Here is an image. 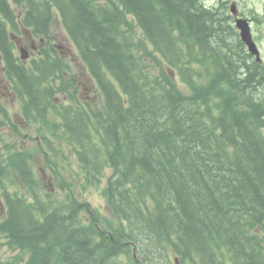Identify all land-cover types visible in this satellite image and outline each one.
<instances>
[{"label":"trees","instance_id":"1","mask_svg":"<svg viewBox=\"0 0 264 264\" xmlns=\"http://www.w3.org/2000/svg\"><path fill=\"white\" fill-rule=\"evenodd\" d=\"M223 4L0 0V64L36 132L34 150L0 132V264H264V67ZM56 16L99 98H78Z\"/></svg>","mask_w":264,"mask_h":264},{"label":"rangeland","instance_id":"2","mask_svg":"<svg viewBox=\"0 0 264 264\" xmlns=\"http://www.w3.org/2000/svg\"><path fill=\"white\" fill-rule=\"evenodd\" d=\"M212 1V0H210ZM213 2H218L214 0ZM31 35V34H30ZM29 34L19 37V41L16 45V51L20 54V49H22L24 54H27V58L35 54L36 48L38 46V40L31 38ZM52 35H53V44L59 46V50L62 53V56L70 63V66L75 71V73L81 78V87L78 93V98L86 99H95L99 98L96 85L94 84L93 79L90 77L86 67L79 58L78 52L74 44L71 42L70 38L66 34L64 28L62 27L60 20L57 16L54 18L52 24ZM264 45V40L261 42ZM32 46H35L34 48ZM264 48V46H263ZM262 57L264 60V51L262 52ZM177 83L179 82L176 75L174 76ZM60 98L63 99V96ZM0 105H2L10 120L5 119L2 113L0 112V120L3 123H0V132L4 134V137L14 144L19 145L20 147H27L28 149L34 150L35 148V138L36 132L33 127L27 125L20 111V103L17 97L15 96L13 90L11 89L10 84L7 82L3 70L0 64ZM12 123L16 126L17 130L13 128ZM33 170L38 177V179L44 183V186L47 190L57 192V183L49 175V172L44 169V163L42 157L38 154L33 156L32 160ZM110 173V169H106V176ZM106 177L104 178L103 183H105ZM103 185V184H102ZM74 197L79 201H88L93 206H98L100 211L106 215H112L104 195L100 193L99 190L93 189L85 191L75 185ZM5 216V206L1 196L0 191V221L4 219ZM119 223L118 220L115 223ZM0 240H2L0 238ZM3 255L9 256L12 252L6 248L5 245L2 246ZM25 261V259L21 260ZM20 261V262H21Z\"/></svg>","mask_w":264,"mask_h":264},{"label":"flooded vegetation","instance_id":"3","mask_svg":"<svg viewBox=\"0 0 264 264\" xmlns=\"http://www.w3.org/2000/svg\"><path fill=\"white\" fill-rule=\"evenodd\" d=\"M212 1L204 0V2H207V5L215 6L214 3H211ZM221 2H224V16H226L230 26L233 27L241 46L250 53L248 46L241 38L240 29L235 24V20L237 19H246L248 21L247 25L250 27V36L259 53L258 56L253 54L252 57L255 61H259V65L264 67L262 57L264 45L261 43L264 40V0H221Z\"/></svg>","mask_w":264,"mask_h":264},{"label":"water","instance_id":"4","mask_svg":"<svg viewBox=\"0 0 264 264\" xmlns=\"http://www.w3.org/2000/svg\"><path fill=\"white\" fill-rule=\"evenodd\" d=\"M236 25L240 29L241 38L246 42V44L248 45L251 52L255 53L256 49H255L253 42L250 40V36H249V32H248L249 30H248V26L246 24V20L238 19L236 22ZM22 57H25V56L23 55Z\"/></svg>","mask_w":264,"mask_h":264}]
</instances>
